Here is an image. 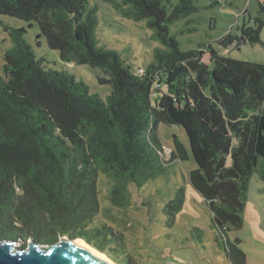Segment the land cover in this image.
Returning <instances> with one entry per match:
<instances>
[{"label":"trees","instance_id":"1","mask_svg":"<svg viewBox=\"0 0 264 264\" xmlns=\"http://www.w3.org/2000/svg\"><path fill=\"white\" fill-rule=\"evenodd\" d=\"M118 14L141 20L166 49L134 72L115 51L96 46L97 6L87 0H0V13L33 20L49 48L69 63L92 68L103 99L66 70L51 69L24 38V27L5 26L12 45L0 68V238H33L47 245L62 236L81 238L117 264L97 211V177L112 179L114 199L174 159L185 146L174 138L166 151L158 125L181 126L197 167L189 180L212 214L232 264H246L241 240L228 232L243 224L250 177L264 158V63L219 55L211 44L182 51L169 24L198 9L179 0L168 12L162 0H103ZM169 2V0H167ZM219 0H215L217 2ZM264 12V1L259 2ZM239 34L216 39L225 47L259 43L264 22L245 21ZM247 20H250L248 18ZM264 179V168L259 173ZM179 188L164 211L182 206Z\"/></svg>","mask_w":264,"mask_h":264},{"label":"rangeland","instance_id":"2","mask_svg":"<svg viewBox=\"0 0 264 264\" xmlns=\"http://www.w3.org/2000/svg\"><path fill=\"white\" fill-rule=\"evenodd\" d=\"M178 1L162 0V3L169 12ZM193 1L198 6L195 12L169 24V33L176 38L180 50L210 43L219 55L264 63V48L259 43L245 42L239 47H225L216 42L228 32L239 34L246 8L247 24L255 27V17L264 22V12L259 7V2L264 0ZM94 6H97L96 46L117 52L123 63L134 72L142 71L154 60L155 49L167 48L153 36L154 30L147 26V18L133 20L118 14L110 2L87 0L86 9ZM5 26L24 27L25 40L35 55L44 59L46 67L72 73L103 99L110 93L111 86L99 84L90 66L65 62L57 50L49 48L35 21L1 13L0 68L5 50L12 45ZM260 37L264 41V26ZM157 135L166 154L174 147L176 138L185 146L187 158L163 164L140 184L130 180L124 199L119 201L113 200L112 179L103 172L97 177L99 206L94 220L105 226L107 246L111 248L113 258L128 264H232L226 258L221 246L222 238L213 225L212 214L204 198L189 180V171L197 164L192 158L184 129L161 123ZM263 168L264 158H260L250 177L241 213L243 224L228 232L230 240L235 237L241 240L239 246L246 255V264H264V179L259 176ZM180 187L184 190L182 206L170 218L164 207ZM29 240L18 238L15 244L27 246Z\"/></svg>","mask_w":264,"mask_h":264},{"label":"water","instance_id":"3","mask_svg":"<svg viewBox=\"0 0 264 264\" xmlns=\"http://www.w3.org/2000/svg\"><path fill=\"white\" fill-rule=\"evenodd\" d=\"M16 241L0 238V264H117L80 238L62 236L47 245L30 238L22 247Z\"/></svg>","mask_w":264,"mask_h":264},{"label":"bare ground","instance_id":"4","mask_svg":"<svg viewBox=\"0 0 264 264\" xmlns=\"http://www.w3.org/2000/svg\"><path fill=\"white\" fill-rule=\"evenodd\" d=\"M81 239V238H80ZM81 240H83V239H81ZM84 241V240H83ZM86 244H88L86 241H84ZM88 245H90V244H88ZM91 246V245H90ZM93 247V246H92ZM96 249V248H95ZM98 250V249H97ZM104 253V252H103ZM105 254V253H104ZM105 256L108 258V259H110L111 261H113L108 255H106L105 254Z\"/></svg>","mask_w":264,"mask_h":264},{"label":"built area","instance_id":"5","mask_svg":"<svg viewBox=\"0 0 264 264\" xmlns=\"http://www.w3.org/2000/svg\"><path fill=\"white\" fill-rule=\"evenodd\" d=\"M140 72H142V71H140Z\"/></svg>","mask_w":264,"mask_h":264}]
</instances>
